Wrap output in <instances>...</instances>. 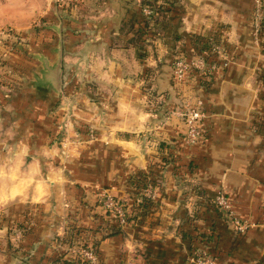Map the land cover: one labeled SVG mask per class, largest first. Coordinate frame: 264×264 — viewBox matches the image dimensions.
<instances>
[{
    "label": "crops",
    "instance_id": "obj_1",
    "mask_svg": "<svg viewBox=\"0 0 264 264\" xmlns=\"http://www.w3.org/2000/svg\"><path fill=\"white\" fill-rule=\"evenodd\" d=\"M142 7L0 0V30L42 22L47 35L59 31L62 66L53 109L28 87L37 64L29 54L50 58V44L29 50L18 84L6 79L0 90V212L26 229L15 251L0 255L3 264H69L78 233L96 245L100 264H190L195 249L216 264H264V27H255L256 0H167L154 28ZM194 36L218 44L221 56L178 86L171 64L193 57ZM184 102L204 114L195 144L182 142L185 126L174 114ZM141 173L151 204L132 202L133 219L110 234L99 194L129 198ZM221 192L249 224L243 232L213 207Z\"/></svg>",
    "mask_w": 264,
    "mask_h": 264
},
{
    "label": "built area",
    "instance_id": "obj_2",
    "mask_svg": "<svg viewBox=\"0 0 264 264\" xmlns=\"http://www.w3.org/2000/svg\"><path fill=\"white\" fill-rule=\"evenodd\" d=\"M63 1V0H61ZM166 0H156L157 6H164ZM259 7H256L255 20L256 24H260L263 18V3H257ZM142 13L147 18H151L154 15V9L144 6L142 8ZM256 25V26H257ZM11 39L16 38V34L12 30H0V41L5 38ZM211 51L219 56L221 53V47L218 44H211ZM215 63L207 62L204 58L203 52L197 53L193 59H188L183 54L174 58L171 69L172 78L176 85H180L189 71L194 70L200 75H205L207 72L215 68ZM174 114L182 119L185 126V133L182 138V142L185 144H195L203 137L201 130V122L204 114L198 109L197 105H193L190 102H184L180 108L174 111ZM145 198L148 201L153 200L154 195L150 186L145 187L140 196H138L136 203H141L142 199ZM123 201L128 202L126 199L115 197L109 193L99 194V202L101 207L108 213L112 220H115L119 226H124L127 223V217L133 216L134 211L132 207L126 206L122 203ZM218 210L224 214L226 219L231 223L233 228L238 232H243L247 227L248 223L239 220L231 210V207L227 201V198L221 192L217 194L216 198L213 200ZM23 232L22 229L16 230L17 244L21 239ZM16 244V247H17ZM72 254L77 257L81 264H100V259L95 249L90 245H84L79 242L76 247H73ZM191 264H215L213 256L207 254L204 250H194L192 251L189 259ZM124 264H135L132 259H127Z\"/></svg>",
    "mask_w": 264,
    "mask_h": 264
},
{
    "label": "rangeland",
    "instance_id": "obj_3",
    "mask_svg": "<svg viewBox=\"0 0 264 264\" xmlns=\"http://www.w3.org/2000/svg\"><path fill=\"white\" fill-rule=\"evenodd\" d=\"M259 2L262 5L264 0H256V4L259 3ZM256 7L258 8L259 6L256 5ZM255 12H256V8H255ZM142 15H143V13H142ZM143 17L145 18V20L148 23L147 27L148 28H150V27L154 28V26H152L154 24L153 18L152 17L151 18H147L145 15H143ZM42 24H43L42 22H39L38 25H36V26L35 25L33 26V24H32V25H30L31 27L25 29L24 31H19V30L18 31H14V30H12V32L17 34L16 38L8 39L6 37L5 40L2 39L0 41V90L1 89L2 90H6V87H8V86H6L4 84V81L6 79H10V80H13V81L15 80V82L13 84H11V81H9V84H11V85L18 84V80L20 78V72H18V68L20 67L21 70L23 68H25L24 64H26L25 63V61H27L26 55H27L29 50H31V49L39 50V49H41L42 46L45 47L47 44L48 45L49 44L52 45V44H54L56 42L57 36H55L53 34L52 35H49V34L47 35V33H45V31H43L42 27L39 28L40 25H42ZM255 25H257L256 24V20H255ZM259 26L260 25L258 24L255 27H259ZM210 51H211V49H210ZM202 52H203V55H204L205 59H206L207 55H214V58H216L217 60L219 58L218 57L219 55L215 54L212 51L211 52L202 51ZM202 52H199V53H202ZM33 53H35V51H33ZM195 54H197V49H195V53L192 54L193 57L191 59H193L195 57ZM220 55H221V53H220ZM177 56H179V55H177ZM206 61L210 62L208 60H206ZM210 63H215V62H210ZM215 66H216V63H215ZM11 70H12V72H11ZM171 72H172V69H171ZM72 74L73 73H71V75ZM18 75H19V77H18ZM74 76L75 75L73 74V77ZM180 85H178V86H180ZM86 134H87V136L89 138H91L90 136H92V131H91L90 127H89L88 131L86 132ZM216 196L213 198V200L216 198ZM137 199H138V197L135 196L133 199H131L132 200L131 202H135V204H136ZM213 200H212V203L215 205ZM3 217L4 216H3L2 212H0V255L1 254L2 255H4V254L5 255L6 254L10 255V254H12V252H14L13 248L14 249L16 248V244H17V239L16 238L17 237H16L15 233H16L17 228H15V226L12 223H10L9 221L5 222V219ZM227 222H229V221L227 220ZM195 250H197V249H195ZM0 264H3L2 260L0 261Z\"/></svg>",
    "mask_w": 264,
    "mask_h": 264
},
{
    "label": "water",
    "instance_id": "obj_4",
    "mask_svg": "<svg viewBox=\"0 0 264 264\" xmlns=\"http://www.w3.org/2000/svg\"><path fill=\"white\" fill-rule=\"evenodd\" d=\"M51 57L42 53H30V57L37 61L30 72L29 88L34 89L37 97L47 103L49 109H53L61 93V37L59 31L57 40L48 46ZM40 78H43L42 82ZM47 85V86H45ZM46 94V95H45ZM15 259V258H14Z\"/></svg>",
    "mask_w": 264,
    "mask_h": 264
},
{
    "label": "trees",
    "instance_id": "obj_5",
    "mask_svg": "<svg viewBox=\"0 0 264 264\" xmlns=\"http://www.w3.org/2000/svg\"><path fill=\"white\" fill-rule=\"evenodd\" d=\"M166 2H167V0H166ZM141 5L154 9V15L152 16V18H154V19H155V17L157 18L158 15H162L164 13L163 6H157L156 5V0H141ZM259 25L261 27H264V19L261 20V22H260ZM194 43L196 45L197 53L202 52V51L211 52L210 51L211 47L209 46L208 42L203 37L194 36ZM206 60H208L210 62H215V63L218 62V60L216 58H214V55H207ZM146 176L147 175L141 173L139 176L136 177V179H134L132 181L134 191H133V194L129 195L130 196L129 198H127V197L126 198H123V199H126L128 201V202H126V201H123L122 200V203L124 205L129 206V208L133 207V203L130 200L133 199L136 196V194L140 193V191L142 190V188L145 186V183H147ZM149 181L152 182V179L149 180ZM115 197H118V196H115ZM149 204H151V203H149V201L147 199L143 198L142 199V202L140 204H138V205H139L140 208L143 209V208H148V205ZM213 207L216 210H218V208H217L216 205L213 204ZM132 209H134V208H132ZM132 211H135V210H132ZM218 212H220V211L218 210ZM104 217H105L104 220H105L106 229H108L109 231H111L110 234H114V233H117V232L121 231V226H119L118 223L115 222V220H112L110 218V216L108 215V213L105 210H104ZM131 219H133V216L127 217V223H129L131 221ZM127 223L125 225H127ZM21 229H22V232H23L22 236H24L25 235V232H26V229H25V227H22ZM82 235H83L82 233L81 234L78 233L76 235V239H75L76 240L75 241L76 242V245L79 242L83 243L84 245H90V246H92L95 249L96 253L98 254L96 245L93 242H91L90 239H86ZM22 236H21V238H22ZM67 236H68L67 239L69 241L71 239V237H69V236H71V234L70 235H67ZM19 243H20V241L18 242V244ZM15 249L13 248V251H15ZM69 264H81V262H80V260L77 257H75L73 255V260H70L69 261Z\"/></svg>",
    "mask_w": 264,
    "mask_h": 264
}]
</instances>
